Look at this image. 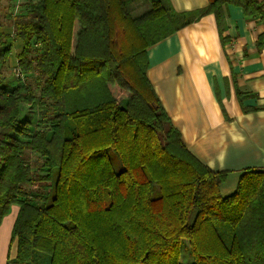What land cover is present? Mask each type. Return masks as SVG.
<instances>
[{"label": "trees", "instance_id": "16d2710c", "mask_svg": "<svg viewBox=\"0 0 264 264\" xmlns=\"http://www.w3.org/2000/svg\"><path fill=\"white\" fill-rule=\"evenodd\" d=\"M231 4L264 25L259 0L191 12L36 0L13 34L0 25L2 64L22 42L18 73L0 80V226L20 208L13 264H181L183 240L195 264H264V168L223 196L230 172L194 156L147 76L148 48L210 14L223 34Z\"/></svg>", "mask_w": 264, "mask_h": 264}, {"label": "crops", "instance_id": "0c3cea01", "mask_svg": "<svg viewBox=\"0 0 264 264\" xmlns=\"http://www.w3.org/2000/svg\"><path fill=\"white\" fill-rule=\"evenodd\" d=\"M169 1L177 12L210 2ZM222 29L210 14L151 46L147 76L184 144L213 171H229L221 189L232 190L243 170L264 168V25L231 4ZM12 209L0 226V264L18 256L20 208Z\"/></svg>", "mask_w": 264, "mask_h": 264}, {"label": "rangeland", "instance_id": "374dc122", "mask_svg": "<svg viewBox=\"0 0 264 264\" xmlns=\"http://www.w3.org/2000/svg\"><path fill=\"white\" fill-rule=\"evenodd\" d=\"M36 0H4L2 8L0 10V25L1 30L5 33L13 34L14 31V20L26 13V5L30 2H34ZM22 49V42L17 40V44L14 48L13 54L10 59L5 63L2 64L0 61V80L4 78H12V76L18 73L17 69V60L16 54L20 52ZM25 117L34 118L35 116V107L28 106L25 108ZM34 115V116H33ZM113 162L115 164V168L120 170V166H118V160L116 156H113ZM235 189L227 190L221 189V193L223 196L231 195L235 192ZM13 212V209L10 213ZM181 264H195V258L191 253L189 244L187 240H183L181 244Z\"/></svg>", "mask_w": 264, "mask_h": 264}]
</instances>
